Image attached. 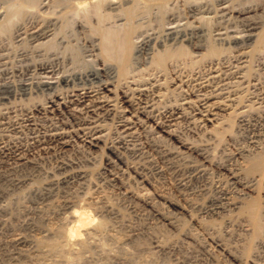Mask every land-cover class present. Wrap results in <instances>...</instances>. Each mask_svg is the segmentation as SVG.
Wrapping results in <instances>:
<instances>
[{"label":"bare ground","instance_id":"bare-ground-1","mask_svg":"<svg viewBox=\"0 0 264 264\" xmlns=\"http://www.w3.org/2000/svg\"><path fill=\"white\" fill-rule=\"evenodd\" d=\"M231 1L216 0V5L212 7L208 2L183 0L187 2L188 19L198 20L214 13L222 22L228 19L227 23L229 18L243 21L240 29L237 24L231 27V24L219 23L213 30L217 35L214 37L227 36L230 43L236 44L260 39L264 35V19L261 21L264 6L260 9H239L233 7ZM168 2L0 0V8L6 7L8 13L5 22L0 24V32L7 34V30L10 31L14 25L13 36L28 33L32 39L38 40V45L40 39H50L57 33L61 17L86 29L87 20L80 18L77 21L70 16L76 13L82 17L78 14L82 10L87 12V18V14L95 13L97 20L94 19L93 27L98 35L91 36L88 44L90 53L99 59L101 66L92 70L91 74L101 80V76L106 77L105 81L103 78V86H98L97 90L76 88L79 91L57 95L45 106L27 109L24 123L23 119L22 122L19 120L20 123L0 119V264H97L115 251L119 253V258H126L124 253L120 254L123 250L117 251V246L138 251L140 255L137 257L125 253L130 262L125 261L129 264H157L162 258L157 256L160 259L154 260L156 256L152 254L154 259L150 255V258H145V253L142 256L145 259L139 260L141 253L146 251H159L167 256L166 259L172 257L173 262L169 264H212V254L206 247L201 252L194 250L185 253L182 250L196 241L195 227L207 229L206 221L210 224V221L217 220L223 221L227 228L236 222L239 224L236 227L240 231L236 235L234 233L232 245L227 238L225 240L229 242L220 237L215 240V245L226 259L239 264H264V200L257 190L258 183L264 181V109L254 106L249 95H242V90L244 93L249 91L248 85L246 92L244 87L241 90L242 85L250 83L245 77L244 63L240 60L236 68L228 70L218 59L204 73L186 76L181 73L186 78L181 81L198 85L196 97L204 102L202 107H196L197 112L192 111L194 114L188 113L183 106L187 104L191 107L192 102L182 95L178 104L173 102L176 106L174 110L168 109L165 114L161 112L164 114L162 119L156 118V123L163 126L165 135L142 130L141 114L146 118L156 115L158 112L155 111L160 110L158 105L168 100L172 89L165 88V80L171 81L168 78L161 80L157 75L147 82L130 75L128 59L134 46L132 37L135 29L132 22L134 18L137 19V10L141 6H146V9L152 4L163 7ZM28 13L36 24H30L32 28L26 30L24 21L23 25L17 24L15 19ZM177 19L171 14L169 24ZM6 23H10V26L4 27ZM200 26H196L195 31H202L203 26ZM111 27L124 28L121 40L118 34L109 35L110 29H113ZM181 30L179 22L174 27L166 26L163 37L156 44L167 46L166 43L173 39L195 45L192 32L189 34ZM139 35L143 38L141 44L135 47L136 52L152 50V42L149 41L151 35ZM120 42L124 45L119 51ZM194 45L193 48H196ZM156 51H153L155 55ZM1 58L4 59V56ZM163 60L162 55L156 61L161 64ZM53 66L48 64L39 68L51 72L55 68ZM70 78L63 76L60 80L69 84ZM114 79L118 86H122L119 89L123 91L127 107L116 99ZM54 86L55 83L51 81L40 84L43 92ZM23 90V94L30 93L28 87ZM1 95L0 99L8 97ZM165 106L167 108L169 105ZM61 112H67L69 119H60V122L54 121L47 126L41 123L40 113H52L53 116V113ZM196 113L201 114V118L203 116L202 119L198 117L200 122L187 123L185 132L175 129L178 118H193ZM49 120L44 122L49 124ZM110 124H114L115 128ZM210 125L212 129H209ZM24 130H27L31 142L14 138L20 137L17 134ZM165 183L173 186L179 199L165 192L162 188ZM144 188H151L155 195L144 194ZM186 219L191 222L190 226L185 225ZM235 244L240 247L234 248ZM119 261L108 263L125 264Z\"/></svg>","mask_w":264,"mask_h":264},{"label":"rangeland","instance_id":"rangeland-1","mask_svg":"<svg viewBox=\"0 0 264 264\" xmlns=\"http://www.w3.org/2000/svg\"><path fill=\"white\" fill-rule=\"evenodd\" d=\"M178 1L177 0H172V1L169 0V2L167 3V6H163V7L159 6V5H157V6H159V7H157L156 4H152V5H150V7L147 6L149 9L148 8L146 9V6H141V7H145V8L141 9V7H140L137 10V14H136L137 19L134 18L133 22H132V23H135V29H134V33H133V37H132L133 38L132 39V41H133L132 45H134V46H133V49L131 50V53L129 54V59H128L129 60L128 63L130 64V68H129L130 72H131L130 75L136 76V78L139 81L146 80L148 82V81H150V79H149L150 77H156L157 75H158L157 78H160L161 80H165V78H168V80L172 81L171 82V81L165 80V83H164L165 88H168L169 90L172 89L170 91L171 93H169L170 96L172 94V97L169 96L168 97L169 101L165 100L166 103L164 101H161L163 103L160 102L164 106H162L159 103L160 105H158V108H160V110L155 111L158 113H155L156 115H154L152 117H147V118L145 115L141 114V116L143 118L142 130L145 129L144 131H146L148 133L160 132V134L165 135V132L162 131L163 126H160V124L158 125L156 123V121H157V119H159V117H161L160 119H162V116L167 112L166 110L171 109V108H172V110H174V108L176 107L175 104H178V101L180 102L179 97L182 95L187 96L189 98V100L192 102V104L190 103L191 107L187 106V104H185V106H183V107L187 108L186 110H188V113L190 112L191 114H194L195 112H197L196 107H202L201 105L204 103L202 101V99H199L198 97H196V95H197L196 92L198 91L197 90L198 85H196L194 83H193L194 84L193 85L192 82L190 84V81H185L186 82L185 83L184 81H181V80L186 79V78H184V76H186V75H190V74H193L196 72H199V73L200 72L201 73L206 72L207 71L206 69H208V67L211 63L219 61V60L221 61V63L223 61L222 65L225 66V68H227L228 70H230V69L232 70V69H234V67L236 68L235 65L237 63H240V62L242 64L244 63L243 65L245 67H243V68H244L245 74L247 75V76L245 75V77L247 78V80L250 81V83H247V84L244 83L242 85L241 90L245 88V92L248 90V88L246 86L248 85V87H249V91L246 93H244V90H242V93H243L242 95L243 96L249 95L248 97L251 98L252 104L253 105L255 104L254 106H258L260 109H264V35H262V37L260 39L258 38L255 41L254 40L250 41V42L247 41V42H244L242 44L238 43L239 45L236 43H233V42H231L232 43L231 44L229 41V37H227V36H224L223 38L214 37L216 35L214 32L215 31L214 29L219 25V23L223 24V25L226 24L229 26L231 24L232 25L231 27H236L234 25L237 24V28L240 29L243 27V21L242 20L234 21L232 18H229V21H227V23H226V20H228V19H225L222 22V21L218 20L219 17H216L215 15H213L214 13H210L212 15L206 14L204 17L199 18V19H201V22L199 21V19L196 20V19H193L191 17L188 19V17H187L188 12L186 11L187 10V8H186L187 2H183V0H178ZM196 1L199 3H201V1H202V3L208 2L209 5L212 7H214L216 5V0H212V1L211 0H207V1L206 0H201V1L200 0H191V2H196ZM181 2H182V5H181ZM175 3H177L178 5ZM231 5L233 7L239 8V9L240 8L241 9L247 8V7H254L256 9H260L264 6V0H232ZM151 6H152V8H151ZM5 8L6 7L0 8V14H1L0 15L1 16L0 17V22H1L0 24H2V22H5L4 20H6V17H8V13H6L7 10ZM160 8H162V9H160ZM81 13L78 12V14H80V16H82V17H79V15H76V13H72V16H70V18L73 20L75 19L77 21L80 18L85 19V21L87 20L86 29L85 28L84 29L79 28L78 25L76 24V22H72V20L70 21L71 22V24H70V22L68 20L67 21L69 23L66 22V20H63L64 17H61L60 19H62V20H59L60 25L58 24L59 27L57 29V33L52 37L50 36L51 37L50 39L48 37H47V39L44 38L46 40L40 39L39 41H41V42H39L40 43L39 45L37 43L38 40L32 39L28 33L21 34L22 35V36L20 35L21 37L19 35H16V34L13 36L12 34H14V25L11 26L10 31L7 30V32H6L7 34H5V31L0 32L1 36H2V37L0 36L1 37L0 38V49H2V50H0V53H2V55L0 54V62H1V64H0V95H1V92H2L1 96H4V95L7 96L8 95V97L5 98L6 100L0 99V101H2V100L4 101V102L0 103V119L1 120L11 121V122H15V121L19 122V120H21L20 122H22V119H23L22 123H24V115L28 111L27 109H34L33 107L41 106V105L45 106L51 99L56 98L57 95H69V94H72L73 92H76L79 90H84V89L97 90L103 86V78L105 81L106 77L101 76V78H102V80H101L100 78L95 77L93 74H91L93 72L92 70H94L95 68H99L101 65H100L99 59L90 53L89 44H88L89 43L88 39L91 36L98 35L97 29L95 27H93V25H95L94 19L97 20V16L94 18L95 13L92 12L94 14L93 15L87 14V16H88V18H87L86 17L87 12H83V10H82ZM171 14H174L176 17H178L177 21H173V24L172 23L169 24V21H168ZM29 15L31 16V14H29V13L25 14L22 18H20L21 20L19 18L15 19V23L17 21V24H20V23L22 24V22L24 21L23 24L25 26V29L26 30H27V28L31 29L32 28L31 26H34L36 24V21H33V17L32 16L29 17ZM178 15L181 16V18ZM183 16L187 17V19L184 18ZM207 16H208V18H207ZM2 18H4V19H2ZM23 18L26 21H29V22H27V23H29L28 25H27V23H25L26 21ZM30 18H32V19H30ZM191 19H193V20H191ZM216 19H217V22H216ZM263 19L264 18H262L261 21H263ZM18 20H20V22ZM189 20H191V22ZM186 21L189 23H187ZM88 22H89V24H88ZM177 22L180 23V28L182 29L181 31H186L189 34L192 32V34L194 35L193 36V43H196L195 45L201 44L200 47L192 44V45H194V47H196V48H193L192 45L190 46V44L186 43L185 41L180 42V41H176L173 39L166 43V45L168 47L165 45L161 46V45L156 44L157 40L159 41L163 37L165 27L166 26L167 27H174L177 24ZM25 24L27 25V27ZM30 24H31V26H30ZM7 25L10 26V23H6L3 26L6 27ZM61 26H64V27H61ZM196 26H200V27L203 26L202 27L203 30L199 31V32H198V30L195 31L198 28ZM192 27H194V28H192ZM91 28H93V30H91ZM111 28H113V27H111ZM223 29L225 30V28H223ZM0 30H1V25H0ZM11 31H13V32H11ZM58 31L60 32V34ZM109 33H110L109 35H114V34L117 35L118 34L120 37V40H121V36H123V34H124V28H121V29L117 28L116 29V27H115V29L114 28L110 29ZM141 33H149V35H151L150 36L151 38L149 41H150V43L152 42L151 43V46L153 48L152 50L153 51L157 50L156 52L158 54L156 53V55H155V53L152 50H150L149 52H147V51L136 52L135 47L137 45L141 44V41L143 38L142 35L141 36L139 35ZM195 33H197V34H195ZM198 33H200V34H198ZM223 35H225V33ZM152 37H154V40ZM17 38H19V39H17ZM21 38H23V39L21 40ZM225 38H228V39H226V41H225ZM151 39H152V41H151ZM194 39H195V41H194ZM218 39H220V40L218 41ZM221 39H223V40H221ZM1 40H3V43L1 42ZM61 40H63V41L61 42ZM212 40H214V42ZM42 41L44 42V44H42L43 43ZM181 43H183V46H181L182 45ZM123 45L124 44H122V43L119 45L120 46L119 51L123 49ZM144 53H147L149 55L144 54ZM151 53L152 54L154 53V54L152 55ZM90 54H91V56H89ZM162 55H163L165 61L163 60L162 61L163 64L162 63L159 64V63H157L156 60L161 58ZM3 56H4V59L1 58ZM1 59L3 62L1 61ZM211 59H212V62H211ZM155 61H156V63H154ZM224 63H225V65H224ZM48 64L54 65L53 67H55V68L53 71L44 72V71L40 70L39 67L41 65H48ZM157 65H159V66H157ZM173 66H175V67H173ZM177 66L179 68H177ZM172 67L174 70L171 69ZM37 69H39V71ZM179 70H180V72H179ZM132 71H134V72H132ZM176 71L178 72V74ZM44 73H45V75H44ZM47 73H48V75H47ZM53 73H55V74H53ZM92 75H93V77H92ZM63 76H68L69 78L71 77L70 78L71 84L70 83L69 84L62 83L60 80V77H63ZM73 76L75 78H73ZM162 78H164V79H162ZM91 80H93V81H91ZM42 81H51V82L55 83V86H54V88L52 87L51 89H44V92H43V89L40 87V84L42 83ZM56 81H58L59 83L58 82L56 83ZM74 81H76L77 83L76 82L74 83ZM84 81H86V82H84ZM252 82H254V83H252ZM84 83H87V84L85 85ZM100 83H101V85H100ZM174 83H178L179 86L175 85ZM113 84L115 85V87L114 86H111V87L112 88L114 87L113 92L116 96V99H118L117 101L123 107H127V104L125 103V98L123 97V91L119 89L122 86H120V84L118 86L117 81L115 82V79L113 80ZM250 84H252L253 87ZM2 86H4V87H2ZM24 86L28 87V89L30 88L31 94L30 93H27L28 95L23 94L24 93L23 89L25 88ZM98 86H99V88H98ZM193 87L196 89H193ZM76 88H78L79 90ZM246 88H247V90H246ZM252 92H253L254 96L256 95L257 99L252 95ZM178 94H180V95H178ZM250 94H251V96H250ZM24 95H26V96H24ZM259 98H261L262 100ZM170 101H172V102H170ZM167 102H169V103H167ZM173 102H175V104ZM258 103H260V104H258ZM165 104L169 105V106H167V108H166ZM161 112H163L164 114ZM45 114L44 113L39 114V118H41V123L42 124L45 123L44 124L45 126L50 125L54 121L57 123V122H60L62 119H65V120L69 119V115L67 112H61V114L60 113L59 114L53 113V116H52V113H45ZM197 115H199V116H197ZM200 115L201 114L196 113L193 116V118L192 117L191 118L186 117V119L185 118H180V119L178 118L177 124L174 122L175 123V125H174L175 129L182 131V132H185L188 125H190V123L193 124L192 121H194V123H196L197 120H198L197 123L200 122L199 119L203 118V116L201 118ZM14 116L16 117L15 119H14ZM42 117H44V118H42ZM198 117H199V119H198ZM50 118H52L53 120H51ZM194 118H196V119H194ZM229 119H230V117H229ZM48 120L50 122H49V124H46L48 122H44V121H48ZM182 120H184V121H182ZM187 123H188V125H187ZM110 126L111 127L114 126V128H115L114 124H110ZM211 126L212 125L209 126V129H212ZM172 127H173V125H172ZM27 134H28L27 130H24V132L22 131V132H19L17 134V136H20V137H17V138L14 137V138L16 140L21 141V142H26V141L31 142V137ZM98 165H99V163H98ZM260 182L258 183L257 190H258L261 198L264 200V181H260ZM165 185H163V187H162L165 190V192H167L169 195H171L175 199L180 198L177 195L176 191L174 190L173 186L169 185V183H165ZM142 191L144 192V194H149L150 196L155 195V193H153V190L151 188H144V189H142ZM218 221L221 222V220H217V222L215 221L216 223L214 221H210V224H209L206 221L205 224H206L207 229L195 227L193 229V231H194L195 236L197 237L196 241H194V242L192 241L193 245H192V243H190L191 245H187L186 247L183 248L182 251L183 252L186 251L188 253L190 251L193 252L194 250H195V252H201V250H203V248L206 247L209 250V252L212 254V259H210L212 264H239L238 262H236L234 260L226 259V257H224V254L219 249V247H217L215 245V240H217L218 237L223 238L224 240L226 238H227V240L229 239L230 244L232 245L234 243L233 242L234 236L236 235L237 232L240 231V229H238L236 227V225L238 226L239 224H238V222H236L233 225V226H235V228L233 226H230L229 228H227L223 221H222L223 223L222 222L220 223ZM185 223H186L185 224L186 226L191 225V222L188 219H186ZM223 224H224V226H223ZM229 231H230V233H229ZM232 231H233V233H232ZM234 233H235V235H234ZM228 234H232L233 237H232V235L230 236ZM229 236H230V238H229ZM227 240H225V241H227ZM227 242H229V241H227ZM147 245L144 244V246H147ZM189 246H192V247H189ZM233 246H234V248L240 247L239 245L237 246L236 244ZM235 246H237V247H235ZM115 248L117 249L118 252H121L123 250L120 254L123 255V253H124L126 258L121 257V255H120L121 258H119V255H118L119 253H117L115 251V252H112L110 255H108L109 257L103 258L101 261L102 263L109 264L108 262L120 260L119 261L120 263L122 262L125 264H129L126 262V261L130 262L127 259V255L125 254L126 252H128V255L134 256V257H137L138 255H140L139 253H137L138 251L135 248H132L131 249L132 251L124 249V248H120L118 246ZM189 248H191V249H189ZM193 248H195V249H193ZM125 250H127V251H125ZM133 251H135V252H133ZM145 253L147 254V256ZM160 253L161 252H159V251H152L151 253L149 251L148 252L146 251L144 253H141V256H140L141 259H139V260H142L145 258H150L148 256L150 254H152V255L156 256L154 259V256L150 255V256H152V259H154V260H158L162 256L160 261L159 260L157 261V264L158 263L159 264L171 263L172 257L171 258L168 257V259H170V260L167 261L168 260V259H166L167 256H163L164 254L163 253L160 254ZM113 254L114 255L116 254L115 255L117 257L116 259H115ZM143 254H145V256ZM142 256H144L145 258ZM157 256L160 258H158ZM107 258H108V261H107ZM156 258H158V259H156ZM104 259H106V260L104 261ZM109 259L111 261H109ZM162 259H165V260H162ZM101 262L100 263L97 262V264H102ZM90 264H93V263H90ZM243 264H245V263H243Z\"/></svg>","mask_w":264,"mask_h":264}]
</instances>
